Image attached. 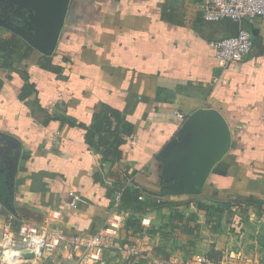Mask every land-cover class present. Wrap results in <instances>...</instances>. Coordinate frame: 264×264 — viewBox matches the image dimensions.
<instances>
[{"label":"crops","instance_id":"crops-1","mask_svg":"<svg viewBox=\"0 0 264 264\" xmlns=\"http://www.w3.org/2000/svg\"><path fill=\"white\" fill-rule=\"evenodd\" d=\"M201 3L70 0L52 56L33 49L28 58L0 67V239L6 222L15 234L23 224L46 223L53 230L93 234L105 226L123 183L134 185L147 203L173 204L140 215L141 234L124 226L131 213L120 215V241L147 244L134 264H168L175 255L185 261L193 252L226 249L264 253L258 237L264 235V20L207 22ZM11 8L0 3L1 22H15ZM240 27L252 35L251 53L220 66L210 43L235 36ZM104 106L118 111L116 126L129 132H121L122 144L106 160L90 140L94 116ZM200 109L225 118L230 151L200 195L162 198L159 153ZM7 138L21 149L9 184L14 150ZM71 192L82 200L76 209L69 207ZM198 198L214 206L232 201L218 233L196 208ZM60 257L46 262L61 264ZM121 261L116 251L102 254L104 264Z\"/></svg>","mask_w":264,"mask_h":264},{"label":"built area","instance_id":"built-area-1","mask_svg":"<svg viewBox=\"0 0 264 264\" xmlns=\"http://www.w3.org/2000/svg\"><path fill=\"white\" fill-rule=\"evenodd\" d=\"M201 11L203 19L207 22L229 20L242 25L245 20H264V0H202ZM252 45V35L243 27L239 28L235 36L210 43L220 66L243 61L251 53ZM177 115L182 118L181 114ZM69 196V207L76 209L82 201L81 198L73 192ZM139 200H143L142 196ZM120 201L121 192L113 198L105 226L93 234L53 230L49 223L41 227L23 224L15 234L11 223H4L0 239V264H48L46 260H53L57 256H61V264H104L102 254L106 250L116 251L122 257L121 264H134V257L142 256L147 250V244L142 241L131 245L120 241L116 232L122 222L120 215L123 211L118 209ZM249 217L250 221L255 218L253 213ZM215 252L221 253L218 260H215L211 253L193 252L185 261L175 255L170 258L168 264H264V253L260 250L246 252L240 248ZM24 253L32 254L33 258H24Z\"/></svg>","mask_w":264,"mask_h":264},{"label":"water","instance_id":"water-1","mask_svg":"<svg viewBox=\"0 0 264 264\" xmlns=\"http://www.w3.org/2000/svg\"><path fill=\"white\" fill-rule=\"evenodd\" d=\"M6 2L12 7L9 12L15 22L0 23L40 54L52 56L70 0H0ZM231 143L230 127L217 110L200 109L191 115L159 153L164 184L159 196L200 195L215 165L230 151ZM7 145L14 150L7 167L6 184H9L17 170L21 149L13 138H7ZM258 237L264 243V235ZM211 256L218 260L221 253L213 252ZM23 257L32 259L33 255L24 253Z\"/></svg>","mask_w":264,"mask_h":264},{"label":"trees","instance_id":"trees-1","mask_svg":"<svg viewBox=\"0 0 264 264\" xmlns=\"http://www.w3.org/2000/svg\"><path fill=\"white\" fill-rule=\"evenodd\" d=\"M31 51H33V48L27 44L26 41L0 24V67H11L17 57L22 55L23 58L26 59L29 57ZM45 59H47V57H45ZM29 91H32V86L29 88ZM120 118L121 115L118 111L107 106H104L101 112L94 116V123L92 125V129L90 130V140L91 143L102 153L103 160L113 159L116 148L122 144V140L120 138L121 132L124 134L129 133L128 131H123L116 126V124H119ZM113 123H115V125L112 127ZM94 137H96V140H94ZM4 189L5 188H1L0 191L1 201H4L1 199V195L5 193ZM118 191L121 192V201L118 208L119 211L129 212L133 215H131V217H129L125 222L126 230L131 231L133 234H141L143 232V228L141 227L138 218L140 215L145 214L149 210H160L164 207L173 206V204H169L163 200H160L158 203H147L143 200H139L141 192L140 190L135 189L134 185L126 186L124 188L123 183H120ZM241 201L242 202L240 203L244 204L245 208L249 205L254 207V205H252L249 201ZM194 204L198 210L205 212L207 221L211 226V230L214 233H218L221 230L222 214L225 210L229 209L233 203L232 201L216 202V206H214L208 205L204 203L201 198H198L194 201ZM254 209H256V207ZM256 210L257 214L260 215V210ZM193 219L194 218L192 217L191 220L193 221Z\"/></svg>","mask_w":264,"mask_h":264}]
</instances>
